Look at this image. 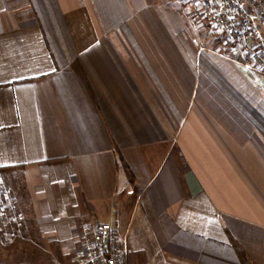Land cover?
I'll use <instances>...</instances> for the list:
<instances>
[{"label": "crops", "instance_id": "crops-1", "mask_svg": "<svg viewBox=\"0 0 264 264\" xmlns=\"http://www.w3.org/2000/svg\"><path fill=\"white\" fill-rule=\"evenodd\" d=\"M0 176L65 264L93 219L128 264H264V76L165 0H0Z\"/></svg>", "mask_w": 264, "mask_h": 264}, {"label": "built area", "instance_id": "built-area-1", "mask_svg": "<svg viewBox=\"0 0 264 264\" xmlns=\"http://www.w3.org/2000/svg\"><path fill=\"white\" fill-rule=\"evenodd\" d=\"M209 32L220 50L264 76V0H202ZM0 179V212L5 213ZM68 264H128L127 236L108 221L83 220Z\"/></svg>", "mask_w": 264, "mask_h": 264}, {"label": "rangeland", "instance_id": "rangeland-1", "mask_svg": "<svg viewBox=\"0 0 264 264\" xmlns=\"http://www.w3.org/2000/svg\"><path fill=\"white\" fill-rule=\"evenodd\" d=\"M164 1V0H163ZM185 11L186 20L193 23L201 37L212 40L202 0H165ZM216 41V40H215ZM3 191L8 194L0 212V264H65L58 255L44 251V243L26 226L20 200L12 184L1 177ZM72 255V253H71Z\"/></svg>", "mask_w": 264, "mask_h": 264}, {"label": "trees", "instance_id": "trees-1", "mask_svg": "<svg viewBox=\"0 0 264 264\" xmlns=\"http://www.w3.org/2000/svg\"><path fill=\"white\" fill-rule=\"evenodd\" d=\"M129 177H130V180L133 179V176L131 174ZM236 248H237V254H238V257L240 259V262L242 264H252L251 261L249 260V258L247 257L246 253L242 249H240L238 247H236Z\"/></svg>", "mask_w": 264, "mask_h": 264}]
</instances>
